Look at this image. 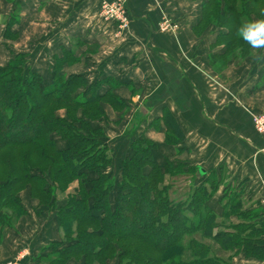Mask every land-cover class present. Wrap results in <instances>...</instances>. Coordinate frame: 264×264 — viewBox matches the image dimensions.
Instances as JSON below:
<instances>
[{"label":"trees","instance_id":"1","mask_svg":"<svg viewBox=\"0 0 264 264\" xmlns=\"http://www.w3.org/2000/svg\"><path fill=\"white\" fill-rule=\"evenodd\" d=\"M259 1L264 2L203 0L195 31L200 34L212 25L219 30L213 48L224 50L211 54L217 71L224 70L227 59H235L233 54L239 59L252 54L237 28L260 16L264 9L256 11ZM15 19L6 24V38L14 36ZM71 57L64 50L56 59L51 84L31 69L23 52L0 67V241L6 228L28 214L20 194L30 187L40 207L57 211L64 234L35 257L42 264H237L240 254L263 261L264 209L259 207L264 200L248 191L245 182L226 186L216 169L206 171L180 159L168 158L160 165L153 155L156 144L148 138L132 142L133 154L122 161L120 181L106 172L113 150L104 141L103 127L92 120L106 117L104 104L123 110L126 103L112 86L120 83L106 79L111 87L102 94L99 81L88 84L81 75L66 76L62 70ZM61 109L66 116L58 115ZM163 119L166 142L184 141L173 114L165 110ZM57 138L66 148H59ZM185 169L191 179L199 176L188 194L181 195L175 180L185 176ZM76 181L78 186L60 204L58 192L65 193ZM221 186L219 216L210 200ZM255 196V203L247 202ZM234 217L240 220L232 224Z\"/></svg>","mask_w":264,"mask_h":264},{"label":"crops","instance_id":"2","mask_svg":"<svg viewBox=\"0 0 264 264\" xmlns=\"http://www.w3.org/2000/svg\"><path fill=\"white\" fill-rule=\"evenodd\" d=\"M102 1L0 0V20L7 18L0 22V65L15 53H26L31 69L51 84L56 59L67 50L72 57L62 70L66 76L81 75L89 84L99 81L102 94L111 87L106 79L120 83L113 93L125 101L124 112L104 104L108 120L92 122L106 133L104 141L113 150V162L106 172L117 181L121 180L122 161L133 154L132 142L148 138L156 144L153 155L160 165L169 158L206 171L224 168L231 181L245 182L249 191L264 200V140L252 123V115L264 110V49H256L242 64L231 62L219 74L211 61V54L224 50L223 46L213 48L219 30L212 25L200 34L195 31L202 19L203 0H128L131 25L120 37L114 24L99 17ZM13 10L17 19L12 32L16 36L6 38ZM165 18L178 21L179 31H160ZM141 106L148 108L149 115L136 121ZM165 110L173 114L185 135L178 145L166 142ZM57 142L59 148H66L65 141L59 138ZM77 186L76 181L65 198ZM23 193L25 207L39 209L30 191ZM222 196L220 189L210 200L219 216ZM115 203L114 191L113 208ZM23 220L18 227L23 226ZM26 227L17 228L25 236V245H19L14 229L5 230L14 244L9 246L5 239L0 264L11 251L24 246L32 255L26 264H42L35 257L50 243L63 239L59 220L50 223L49 230L40 235L42 240L30 239ZM235 262L264 264V260L243 254Z\"/></svg>","mask_w":264,"mask_h":264},{"label":"rangeland","instance_id":"3","mask_svg":"<svg viewBox=\"0 0 264 264\" xmlns=\"http://www.w3.org/2000/svg\"><path fill=\"white\" fill-rule=\"evenodd\" d=\"M260 9H264V2L263 1H259V2H257L256 3V11L258 12V11H260ZM264 11V10H263ZM12 16H16V11L15 10H13L12 12H11V17ZM11 17H10V19H11ZM6 20L7 18H2L1 17V20H0V22L2 21V20ZM170 20H171V22H172V25L173 26H177V28L176 29H172V30H170V31H166V32H178L179 31V29H180V23L178 22V21H176V20H173V19H171L170 18ZM162 23V22H161ZM160 23V24H161ZM3 24H1V26H2ZM159 27H160V25H159ZM1 30L3 31V29L1 28ZM160 31H162L161 29H160ZM163 32V31H162ZM28 35H30V34H28ZM5 36V35H4ZM14 36H16L15 34H14ZM14 36H12V37H14ZM0 45H2V43H0ZM254 51H256V49H253V52L252 53H254ZM236 53H238V52H236ZM232 56H234L235 57V59H233V60H230V59H227L226 61H228V63H227V65H229L231 62H235L236 64H242L245 60H246V58H244V59H239L237 56H236V54H233ZM249 57V56H248ZM247 57V58H248ZM232 58V57H231ZM22 60H24V62H26V58L24 57ZM230 60V61H229ZM7 64V63H6ZM5 64V65H6ZM2 66H4V65H0V67H2ZM216 69V68H215ZM217 71V70H216ZM219 74H223V72H224V70L223 71H221V72H219V71H217ZM88 83V82H87ZM89 84V83H88ZM112 86H115V84H113ZM109 104V103H108ZM126 108L124 107L123 108V110H122V112H124V110H125ZM80 111V110H79ZM119 112H121V111H119ZM58 115L59 116H61L60 115V113L61 114H65L64 116H66V114H67V112H66V110L65 109H61V110H59L58 112ZM127 113V112H126ZM125 113V114H126ZM107 114V113H106ZM125 114H123V115H125ZM81 115H82V111H80L79 112V116L81 117ZM64 116H62V117H64ZM79 117V118H80ZM107 121L108 120V116L106 115V117H104V118H100V119H94V120H92V122H95V121ZM105 135H106V133H105ZM57 139H59V138H57ZM110 168V167H109ZM108 168V169H109ZM107 169V170H108ZM218 171V178H222V177H224V180H223V184L224 185H229L230 183H232L233 184V186H237V185H239V183L240 182H234V181H231L230 180V177L228 176V172H226V170H225V172L223 171V172H221L220 170H217ZM188 170L187 169H185V171H184V173H185V176H182V177H180V178H178V179H176L175 180V190L178 192V194H181V195H186V194H188V192H189V190H190V186H194V184H195V181H196V183H197V181H198V178H195V176H199V175H195L194 176V179H191V177L190 176H188ZM193 181V182H192ZM73 185V184H72ZM71 185V186H72ZM70 186V187H71ZM232 186V187H233ZM70 187H69V189H70ZM29 188L30 187H27L24 191H22L21 192V194L23 193V192H26V191H29ZM68 189V190H69ZM223 189H224V187H222L221 186V191H223ZM67 190V191H68ZM66 191V192H67ZM249 191V190H248ZM66 192L65 193H62V192H58V194H57V197H58V199H59V202H60V204L62 203L61 201H62V199L63 198H65V195L64 194H66ZM246 192H247V190H246ZM20 194V196H21V199H22V202H23V198H22V195ZM24 194V193H23ZM222 194H223V192H222ZM25 195V194H24ZM25 198H26V196H25ZM33 199H35V198H33ZM37 201H38V199H36ZM247 200V202H248V200L249 201H251L252 203H255L256 201H257V197L255 196V197H251V198H248V199H246ZM39 203V202H38ZM261 204L262 205H264V202H261ZM25 205V204H24ZM43 208H46V207H44V206H42ZM42 207H39V209H38V207L36 206V208H29V209H27V211H28V214L27 215H24L23 217H21L20 219H19V221H21V220H23L24 218H27L28 220H23V226H20V227H18V223H19V221L17 222V224L14 226V227H10V228H6V229H14V232H13V234L14 235H18V237H17V239H19L20 241H19V245H21V243H22V245H25L26 244V239H25V236L24 237H22V234L20 233V231H21V229L22 228H25V225H27V227L26 228H28L27 229V231L28 232H25V233H28V235L29 236H31V238L30 239H32V240H34L35 238H37V239H39V240H42V236L40 237V235H43V233L45 232V231H47V230H49V228H50V223L51 222H57V220H58V215H57V211H54V210H48L47 208H46V210L44 211L43 209H42ZM40 208H41V210H40ZM260 209H264V207L262 206V207H259ZM27 216V217H26ZM29 216V217H28ZM239 218H236V217H234L233 219H232V224H234V223H238L239 222ZM20 230H18V229ZM5 229V230H6ZM231 231H232V229H230ZM11 236H13V235H11ZM62 236H64V234H63V231H62ZM41 238V239H40ZM5 239L6 240H9L10 241V243H9V246H12V244H14V243H12L11 242V240L10 239H8L7 238V234H5V231H4V233H3V237H2V239H1V241H0V247H1V245L5 242ZM32 240H30V241H32ZM24 241V242H23ZM21 242V243H20ZM219 248L217 247V245H214V250H218ZM14 250V249H13ZM4 251H5V247H4ZM219 252H221V251H219ZM221 254V253H220ZM221 255H225L226 256V254H221ZM31 257H32V255H31V253H30V250L29 249H27L26 248V246H24L23 247V249H20V250H18V251H16V249L14 250V253H13V251H11L10 252V254H9V256H8V258L6 259V260H4V262H2V264H26V263H28L29 261H30V259H31ZM70 263V262H69ZM110 264H114V263H110Z\"/></svg>","mask_w":264,"mask_h":264},{"label":"built area","instance_id":"4","mask_svg":"<svg viewBox=\"0 0 264 264\" xmlns=\"http://www.w3.org/2000/svg\"><path fill=\"white\" fill-rule=\"evenodd\" d=\"M99 17L105 23L114 24L117 28L115 34L117 37H120L124 33V31L130 28L131 25L128 0H103L99 9ZM176 28L177 26L172 25L170 18H165L160 24V29L163 32L170 31ZM252 123L256 132L264 140V110L252 115Z\"/></svg>","mask_w":264,"mask_h":264},{"label":"clouds","instance_id":"5","mask_svg":"<svg viewBox=\"0 0 264 264\" xmlns=\"http://www.w3.org/2000/svg\"><path fill=\"white\" fill-rule=\"evenodd\" d=\"M237 36L253 49H264V11L258 18L241 23Z\"/></svg>","mask_w":264,"mask_h":264},{"label":"water","instance_id":"6","mask_svg":"<svg viewBox=\"0 0 264 264\" xmlns=\"http://www.w3.org/2000/svg\"><path fill=\"white\" fill-rule=\"evenodd\" d=\"M148 115H149V110H148V108L145 107V106H141V107L137 110V112H136V114H135V120H136V121H141V120L145 119L146 117H148Z\"/></svg>","mask_w":264,"mask_h":264}]
</instances>
